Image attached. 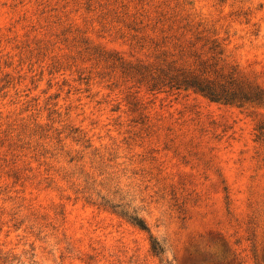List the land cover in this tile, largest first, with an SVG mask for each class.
Returning a JSON list of instances; mask_svg holds the SVG:
<instances>
[{
    "label": "rangeland",
    "instance_id": "374dc122",
    "mask_svg": "<svg viewBox=\"0 0 264 264\" xmlns=\"http://www.w3.org/2000/svg\"><path fill=\"white\" fill-rule=\"evenodd\" d=\"M200 35L264 90V0H0V264H264V103L150 88Z\"/></svg>",
    "mask_w": 264,
    "mask_h": 264
},
{
    "label": "trees",
    "instance_id": "16d2710c",
    "mask_svg": "<svg viewBox=\"0 0 264 264\" xmlns=\"http://www.w3.org/2000/svg\"><path fill=\"white\" fill-rule=\"evenodd\" d=\"M196 41L203 42V51H191L193 64L189 67L176 68L169 65L159 73L152 75L151 90L192 91L210 102L239 108L261 105L264 103V90L259 87H244L238 84L234 71H227L222 58L224 51L216 40L196 36ZM197 43L194 42L192 47ZM132 222L139 229L149 232L145 223L137 218ZM151 238V249L155 256L164 254V248Z\"/></svg>",
    "mask_w": 264,
    "mask_h": 264
}]
</instances>
